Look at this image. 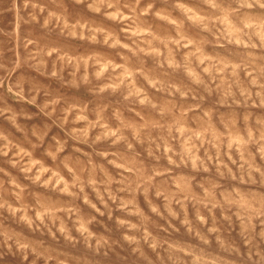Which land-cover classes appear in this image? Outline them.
<instances>
[{"label": "clouds", "instance_id": "obj_1", "mask_svg": "<svg viewBox=\"0 0 264 264\" xmlns=\"http://www.w3.org/2000/svg\"><path fill=\"white\" fill-rule=\"evenodd\" d=\"M0 264H264V0H0Z\"/></svg>", "mask_w": 264, "mask_h": 264}]
</instances>
